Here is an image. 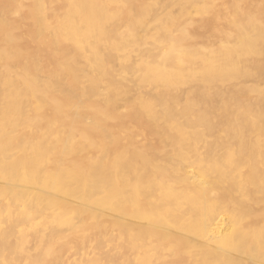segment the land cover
Listing matches in <instances>:
<instances>
[{"label": "bare ground", "instance_id": "1", "mask_svg": "<svg viewBox=\"0 0 264 264\" xmlns=\"http://www.w3.org/2000/svg\"><path fill=\"white\" fill-rule=\"evenodd\" d=\"M0 264H264V0H0Z\"/></svg>", "mask_w": 264, "mask_h": 264}]
</instances>
